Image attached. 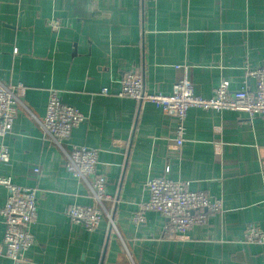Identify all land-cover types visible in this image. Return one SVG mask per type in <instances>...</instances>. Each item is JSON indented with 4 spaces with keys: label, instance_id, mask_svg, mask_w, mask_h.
<instances>
[{
    "label": "crops",
    "instance_id": "crops-1",
    "mask_svg": "<svg viewBox=\"0 0 264 264\" xmlns=\"http://www.w3.org/2000/svg\"><path fill=\"white\" fill-rule=\"evenodd\" d=\"M263 63L264 0H0V80L23 85L20 99L38 119L49 89L84 115L66 149L98 151L95 175L106 179L112 202L105 209L115 225L103 216L87 231L70 221L71 205H93L88 190L17 107L11 132L0 138L9 153L0 176L37 189V216L33 241L14 263L4 256L0 214V264H264V245L243 242L249 225L264 230V116L191 107L174 151V117L117 96L129 73L142 75L149 94H171L185 73L203 98L222 80L230 90L253 91L247 69ZM150 177L188 181L190 190L220 200L222 211L181 239L161 235L166 221L157 212L135 225ZM6 197L0 186V209Z\"/></svg>",
    "mask_w": 264,
    "mask_h": 264
},
{
    "label": "built area",
    "instance_id": "built-area-1",
    "mask_svg": "<svg viewBox=\"0 0 264 264\" xmlns=\"http://www.w3.org/2000/svg\"><path fill=\"white\" fill-rule=\"evenodd\" d=\"M155 1V0H152ZM56 30V24L51 26ZM16 52V51H15ZM184 70L187 67H183ZM249 79L255 82L253 91L243 87L230 90L229 81L222 80L212 97L203 98L194 93L193 84L186 73L177 80L169 95L149 94L144 90L143 77L139 73L124 75L119 81L118 97L133 99L137 104L152 103L161 108L166 115L176 119V131L172 149L178 151L184 143L185 122L187 111L191 107L200 110L240 112L252 117L264 116V63L256 68L247 69ZM24 90L22 84H5L0 80V138L6 137L12 130L16 108L28 112L37 124L42 139L56 146L64 156V167L71 176L82 181L88 197L93 205L73 204L66 215L74 224L93 231L103 216L108 224L115 229L112 215L105 209L106 202L112 198L106 192V179L96 174L98 151L84 146L70 145L67 142L74 128L85 120L84 115L76 108L63 103L58 91L49 89L45 114L41 119L32 115L20 97ZM102 95L107 89L101 90ZM9 161V153L5 146L0 148V163ZM38 169L34 172L38 173ZM0 186L7 191L6 201L0 209L5 225L3 234L4 256L14 263L23 261L24 253L29 249L33 236L31 226L37 216V189L20 187L7 177L0 176ZM148 193L146 201L141 202L132 215L135 225L145 221L149 211L159 213L165 224L161 235L168 239H181L195 225H206L209 215L222 211V202L212 200L205 193L189 189L188 181H172L165 177H150L145 182ZM243 242L264 245V230L256 225H249L244 232Z\"/></svg>",
    "mask_w": 264,
    "mask_h": 264
}]
</instances>
